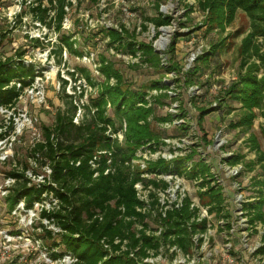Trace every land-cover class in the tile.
Instances as JSON below:
<instances>
[{
  "label": "rangeland",
  "instance_id": "obj_1",
  "mask_svg": "<svg viewBox=\"0 0 264 264\" xmlns=\"http://www.w3.org/2000/svg\"><path fill=\"white\" fill-rule=\"evenodd\" d=\"M185 2L174 3V8L166 13V17L158 16L166 21L158 27L163 26L159 28L161 33L170 34V43L165 50L158 51L160 63L146 64L143 58L139 62L129 63L122 54H114L108 44L107 33L110 29L104 24L111 22L119 25V22L126 20L132 28L130 33H126L129 36L136 25L147 21V17L161 14L157 3L161 7L162 3H168L167 0H66L61 22L58 18L59 0H0V56L4 60L16 59L20 53H24L25 60L48 69L49 63H43L41 52L52 50L54 63L60 68L64 63L60 58L63 52L61 48L66 46V67L77 69L87 78L89 76L94 86L88 99L92 108H95L92 100L101 96L106 85V77L100 70L103 60L121 72L127 82L125 87H146L153 81L168 85L169 88L163 91L167 93L162 99L164 102L153 108L151 124L153 129L164 134L168 145L162 152H145L134 159L132 165L136 176L137 173L146 172L159 158L176 156L171 160L202 163L214 174L215 180L209 184L223 194L224 211L222 217H218L217 213L212 214L207 205L210 199L205 191L200 190V186L192 182L182 181L173 174L166 175L165 180L172 183L170 191L166 193L148 185L149 179L154 176L145 173L143 176L148 179L139 183L137 189L147 208L156 201L161 203L160 207L165 206L169 200L180 195L181 187H186L188 194H192L198 202L203 212L202 218L208 220L207 230L196 233L198 237L193 236L189 253L181 249L173 252L166 246L159 255L147 261L160 264H264V253L260 252L264 247V209L263 219H256L257 216L251 214L246 206L247 203L257 202L259 190H264V106L249 109L231 93L233 86L247 75L251 65L261 63L258 55L249 58L244 51V40L251 33L250 18L239 11L234 22L222 28L211 19V11L202 9L197 0H189L193 5L189 11L191 14L187 15V6V11H184L181 5ZM52 4L56 7H52ZM38 7L42 10L50 8L46 22L40 20L42 11L36 9ZM125 10L133 11L134 16ZM171 18L176 26L167 25ZM150 35L146 33V40H142V43L152 46L157 36L151 38ZM67 41L73 44V49L67 45ZM253 43L260 54H264V39L256 38ZM86 52L94 53L95 59L91 62L83 59ZM254 74L262 77L264 71H255ZM52 79L48 87V107L31 104L25 98L17 104V118L18 114L28 111L29 115L37 118L36 129H25L14 145L9 141L7 153L10 161L0 167V187L7 183L3 172H9L16 164L21 169L29 164V160L37 161L39 157L34 156L35 145L45 139V127L55 126L58 113L68 116L76 111L66 92L62 87L58 88L60 74L56 77L52 74ZM159 93L154 89L150 94ZM107 114L116 117L110 103ZM170 116L174 117V122L158 120L159 117ZM13 117L12 111L0 109V127L9 129ZM93 118L88 108L84 121L89 122ZM120 139V143L124 144V134ZM3 147V144L0 145V149ZM235 155L240 156L239 161L232 163ZM37 163L38 167L32 166L34 171L48 172L41 167V161ZM32 168L28 171L29 175L33 173ZM40 179L33 180L38 182ZM45 204L52 206L51 197L46 198ZM19 213L22 214L19 219L25 217L24 213ZM5 218L9 222L10 217ZM252 219H256L255 223ZM149 223L152 228L157 227L154 216L150 217ZM39 232L34 231V235L42 237L47 245L61 240L58 233L48 237V230ZM0 258V264H3L4 259ZM46 264L65 263L56 260L55 263Z\"/></svg>",
  "mask_w": 264,
  "mask_h": 264
},
{
  "label": "trees",
  "instance_id": "obj_2",
  "mask_svg": "<svg viewBox=\"0 0 264 264\" xmlns=\"http://www.w3.org/2000/svg\"><path fill=\"white\" fill-rule=\"evenodd\" d=\"M59 1L58 18L61 22L66 0ZM197 1L202 9L211 11V19L222 28L233 23L239 11L245 12L250 18L251 33L244 40V51L249 58L258 55L261 63L252 64L247 75L233 86L231 93L249 109L263 108L264 75L259 77L254 73L264 71V54H260L253 42L256 38L264 39V0ZM52 7L56 5L52 4ZM36 9L42 11L40 20L46 22L50 8ZM147 20L158 25L166 22L156 17H147ZM123 29V32L114 29L108 31L110 46L115 45L117 50L134 55L140 49L145 63L156 64L160 61L159 54L154 53L151 46L142 42L138 45L137 36L134 33L126 36L130 31ZM67 45L71 49L74 47L69 41ZM23 55L20 53L16 59L5 60L0 56V105H16L21 90L11 84L21 81L28 85L37 74L35 64L27 63ZM100 70L106 77V85L101 96L92 100V105L97 108L94 118L77 125L74 122L75 111L68 116L58 113L55 126L44 128V142H38L34 148V156L39 157L37 162L41 161V167L49 164L51 175L45 178V182L29 185L31 180H20L25 178L28 163L22 172H9V175L19 178L8 198L10 205L14 207L25 198L27 206L32 207L35 201L42 199L45 192H53V198L58 200V204L53 205L50 214L47 210L43 214L54 218L63 230L58 234L61 240H54L50 248L63 249L52 253V256L58 258L71 254L76 258L74 264H160L147 260L159 255L166 246L169 250L177 247L189 253L193 236L205 232L208 227L206 218L201 222L196 221L200 210L192 208L193 197H186L181 207L175 205L165 209L156 201L147 208V203L139 197L136 185L148 179L143 176L145 173L154 176L149 179L148 185L164 191L170 186V182L164 179L168 174L192 181L203 178L200 185L202 188L207 187L205 194L210 199L207 204L210 206L209 211L222 217L223 194L220 189L209 184L215 180L214 174L202 163L190 165V160L159 158L146 172L137 173L136 176L132 165L134 159L145 152L156 153L167 146L164 134L153 129L151 124L153 108L164 102L162 99L167 93L163 91L169 87L160 81H153L146 87H125L127 82L124 76L105 60ZM112 78L115 79L114 84L110 82ZM154 89L160 93L150 97ZM62 90L65 92V88ZM109 103L116 117L107 114ZM173 118L159 117L158 120L173 122ZM109 130L111 133L125 130V143L113 139L108 134ZM104 151L107 153H101ZM239 158L235 155L231 162L237 163ZM34 172L38 173L37 170ZM262 183L264 185V181ZM259 193L257 202L247 203L246 206L251 214L257 216L256 219H263L264 190H259ZM153 216L156 228H152L149 223ZM256 219L251 221L255 223ZM51 236L52 231L48 230V237ZM260 252L264 253V247Z\"/></svg>",
  "mask_w": 264,
  "mask_h": 264
},
{
  "label": "built area",
  "instance_id": "obj_3",
  "mask_svg": "<svg viewBox=\"0 0 264 264\" xmlns=\"http://www.w3.org/2000/svg\"><path fill=\"white\" fill-rule=\"evenodd\" d=\"M167 4H161V7L159 6V12L161 14H156L155 16L158 18V16L166 17V13L173 9L174 3L177 2H185V4L181 3L182 8L184 11L188 10L187 15H190L192 5L189 2V0H167ZM32 3V2H31ZM33 4V3H32ZM187 6V8L185 7ZM187 10H186V9ZM68 9V7H66ZM127 14L130 16H134L133 11L125 10ZM158 13V12H157ZM186 15V16H187ZM97 23H99V20H96ZM119 22V21H118ZM64 23V22H63ZM103 24V22H101ZM120 24L114 25L113 23H106L104 24L107 29H114L118 30L120 32H123V28H126L128 30L132 29L131 24L124 20L123 22H119ZM182 23V22H180ZM66 25V23H65ZM96 24H94L95 26ZM169 26H176V23H174V20L171 18L170 22L167 23ZM163 26H159L154 21H145L141 22L140 25H136L135 28H133V32L137 36L138 45L142 42V40L145 39L146 33L152 36H157L155 41H152V49L154 50V53L158 54V51L165 50L168 44L170 43V34L167 33H161L159 28ZM175 28V27H174ZM165 32V30H164ZM125 33V32H124ZM157 33V34H156ZM159 34V36H158ZM110 41V38H108ZM132 40V39H131ZM152 40V39H151ZM108 41V42H109ZM117 45V44H116ZM111 51L120 56L122 54V57H124L129 63H136L141 61L143 58V51L140 49H137L136 55L125 51H119L114 46H110ZM87 55H83L84 58L88 60L89 62L93 61L95 59V54L90 52H86ZM41 56L44 58L43 63L48 62L49 66L48 69L44 68V66L37 67L36 63H32L30 60H25L27 63L35 64L37 67V74L34 78V80L28 84L24 85L21 81L13 82L11 85H16L18 89L21 90L20 96L18 98L17 104L20 100L23 98L26 99L27 102H30L31 104H37V106H45L48 107V87L50 80L52 79V74L58 76L60 74V80L58 81V88L62 89L65 88V92L68 95L69 99L72 101L73 105L75 106V115H74V122L79 125L81 124L86 116L87 109L90 108L92 114H94L97 111V108H92L90 106L89 100L91 94L93 93L94 86L90 82V80L84 76V74L80 73L77 69L69 67H66V62H68V51L67 47L63 45V52L61 53V60H64V63L62 62V66L59 68L54 63V57L55 54H53L52 50H46L41 52ZM148 64V63H146ZM164 64V63H163ZM101 67V64H100ZM68 73V75H66ZM53 80V79H52ZM65 81H67L65 83ZM112 84L115 83V79L112 78L110 81ZM151 93V92H150ZM150 97L154 94H149ZM17 104L16 105H0V109L5 110L7 112L12 111V115L14 117L11 119L12 121L9 124V129L7 127H0V145H4L2 149H0V167L4 164H6L8 161H10L9 154L7 153V147L9 145V141H11V144L14 145L15 141L19 139L25 129L33 128L36 129V121L37 118L29 115L28 111L24 114H18L19 117L17 118ZM174 122V121H173ZM169 123V122H168ZM112 131L109 130L108 134L111 135L113 139H119L122 138V134H125V130L120 131L119 133H111ZM164 141L167 143V138L164 139ZM39 142H44L43 140H40ZM168 145V144H167ZM14 150V148H12ZM162 152V150L158 151ZM101 153H107V151L101 152ZM111 154V152H109ZM98 157V156H97ZM97 157L95 159H97ZM176 157V156H175ZM173 157V158H175ZM173 158H165L168 160H171ZM195 165L193 160H190V165ZM34 165L35 167H38L37 161L35 163L29 160V168L25 170V178L20 179L23 180H31L29 182V185H33V183L40 184L41 182H45V178L49 177L51 175V168L49 164H45L43 168L48 171L47 173H40L38 172L35 174L34 172ZM32 166L34 168H32ZM94 166L96 164L94 163ZM14 168L10 170L9 172L13 170H17L19 172H22L24 170V167L21 169L18 167V164L13 166ZM33 169V173L31 175L28 174L29 169ZM9 172H3L5 174V180L7 183H5L3 186L0 187V256L3 257V264H41L42 262L46 263H55L56 260H60L61 262L65 264H74L76 261V258L71 254H65L61 257L54 258L52 256V253L59 252V248H50V245L45 244V241L42 237L34 235V231H41L39 233H42L45 230L52 229V233H60L62 232V228L59 227L55 223V219L49 217V215H44V210H47V212L50 214L52 209H54L53 205L58 204V200L53 198V192H45L43 194V197L41 200H37L34 202V205L32 207H28L26 204L25 198L19 200L15 204L14 207H11L9 196L14 191V188L19 181V178L14 177L12 175H9ZM109 170L107 171V173ZM49 173V174H48ZM0 174H2L0 172ZM34 175V178H33ZM169 175V174H168ZM174 175V174H173ZM41 178L38 182H34L33 179ZM175 178H180L182 181H189L192 182L194 185L200 186L201 191H206V188H202L200 185L203 181V178H200L198 180H189L185 177H180L175 175ZM165 179V178H164ZM170 182V181H168ZM139 184L136 185V187ZM172 187V183L170 182V186L168 189H166L164 192L170 191ZM179 187V185H178ZM139 191V190H138ZM192 196V194H188L186 187H181L180 195L175 198L168 201V203L165 206V209L173 208L175 205L176 207H181L183 205V202L186 197ZM47 197H51V205H46L45 201ZM140 197V196H139ZM193 197V196H192ZM192 208H199L198 217L196 218V221L201 222L203 221L202 215L203 212L198 204V202L193 197V203ZM19 212L24 213L23 216H25L22 219H19L22 214ZM7 214V215H6ZM10 217L9 222L5 221V217ZM13 219V220H12ZM195 220V219H194ZM35 229V230H34ZM204 233V232H203ZM198 234V233H197ZM197 234H195L197 236ZM200 234V233H199ZM198 237V236H197ZM173 252L179 251L180 249H177V247H173L171 249ZM18 251V252H16ZM15 258L13 255L15 254ZM0 262L1 258H0Z\"/></svg>",
  "mask_w": 264,
  "mask_h": 264
}]
</instances>
